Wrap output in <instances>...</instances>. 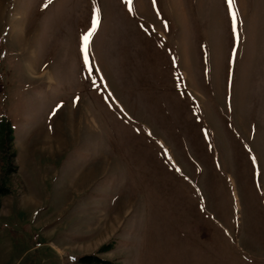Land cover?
I'll return each instance as SVG.
<instances>
[{"label":"rangeland","instance_id":"1","mask_svg":"<svg viewBox=\"0 0 264 264\" xmlns=\"http://www.w3.org/2000/svg\"><path fill=\"white\" fill-rule=\"evenodd\" d=\"M232 11L0 0V264H264V0Z\"/></svg>","mask_w":264,"mask_h":264},{"label":"snow or ice","instance_id":"2","mask_svg":"<svg viewBox=\"0 0 264 264\" xmlns=\"http://www.w3.org/2000/svg\"><path fill=\"white\" fill-rule=\"evenodd\" d=\"M49 2H51V0H49ZM227 3L229 4V8H230V15L232 17V22H233V32L235 33L236 31V23H237V18H236V14L234 11H232V5L234 3V0H227ZM47 6V5H45ZM97 23H98V19H97V16L93 15V19H92V27L89 29V31L84 34L82 36V51H84L85 53V59L87 60V47H88V44H89V41H90V38L91 36L93 35L95 29H96V26H97Z\"/></svg>","mask_w":264,"mask_h":264},{"label":"trees","instance_id":"3","mask_svg":"<svg viewBox=\"0 0 264 264\" xmlns=\"http://www.w3.org/2000/svg\"><path fill=\"white\" fill-rule=\"evenodd\" d=\"M12 141V129L11 127L9 126L8 130L6 131V135L4 137V140L0 141V149H6L8 148V144L11 143ZM1 188V187H0ZM6 192V190H4ZM3 191V193H4Z\"/></svg>","mask_w":264,"mask_h":264}]
</instances>
